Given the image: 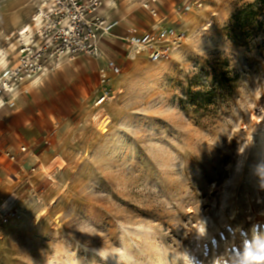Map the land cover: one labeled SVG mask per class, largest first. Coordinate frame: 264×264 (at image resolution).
<instances>
[{
    "label": "rangeland",
    "instance_id": "1",
    "mask_svg": "<svg viewBox=\"0 0 264 264\" xmlns=\"http://www.w3.org/2000/svg\"><path fill=\"white\" fill-rule=\"evenodd\" d=\"M41 1L0 0V62H17ZM144 1H104L101 15L117 25L98 75L87 73L91 90L68 97L46 158L0 200V264H264L245 259L264 255L260 1L201 0L170 14L156 0L157 20ZM154 24L186 35L156 63L125 40ZM81 57L98 61L81 55L56 72ZM107 60L121 72L96 107Z\"/></svg>",
    "mask_w": 264,
    "mask_h": 264
},
{
    "label": "built area",
    "instance_id": "2",
    "mask_svg": "<svg viewBox=\"0 0 264 264\" xmlns=\"http://www.w3.org/2000/svg\"><path fill=\"white\" fill-rule=\"evenodd\" d=\"M105 0H42L32 17L39 26L35 33L24 29L18 59L14 65L7 63L0 68L1 106L13 107L27 85L38 77L57 70L63 63L74 61L78 56H92L103 60L102 40L113 32L117 23L104 18L100 11ZM156 0H146L142 6L157 20L159 13ZM185 32L171 25L154 24L150 31H132L125 39L135 56L143 55L150 62L169 60L172 52L185 40ZM121 72L113 61H103L99 70L100 84L104 86L95 102L102 106L110 97L107 85L111 77ZM27 148H22L25 152ZM14 215V214H13Z\"/></svg>",
    "mask_w": 264,
    "mask_h": 264
},
{
    "label": "crops",
    "instance_id": "3",
    "mask_svg": "<svg viewBox=\"0 0 264 264\" xmlns=\"http://www.w3.org/2000/svg\"><path fill=\"white\" fill-rule=\"evenodd\" d=\"M157 1L162 6V13L172 14L201 0ZM99 65L100 61L95 65L89 59L78 58L72 73L54 71L27 85L28 92L22 93L13 107L1 106L0 101V200L12 195L11 181L24 173L29 174L34 165L46 158L44 145L60 125V119H66L60 113L68 111V97L76 94L83 99L86 96L91 90L87 73L90 71L95 75L96 71L98 75ZM24 147L27 149L22 152ZM39 169L33 170L32 175L38 176Z\"/></svg>",
    "mask_w": 264,
    "mask_h": 264
},
{
    "label": "trees",
    "instance_id": "4",
    "mask_svg": "<svg viewBox=\"0 0 264 264\" xmlns=\"http://www.w3.org/2000/svg\"><path fill=\"white\" fill-rule=\"evenodd\" d=\"M259 1H260L261 6H262V8H260V10H264V0H259ZM252 13L254 14V12H252ZM204 98H208L207 103H209V104H213L216 101V96L213 94V92H210L209 94L205 95Z\"/></svg>",
    "mask_w": 264,
    "mask_h": 264
},
{
    "label": "clouds",
    "instance_id": "5",
    "mask_svg": "<svg viewBox=\"0 0 264 264\" xmlns=\"http://www.w3.org/2000/svg\"><path fill=\"white\" fill-rule=\"evenodd\" d=\"M262 248H264V247H262ZM245 259L261 261V260H264V255H261V254L253 255L250 251H248L245 253Z\"/></svg>",
    "mask_w": 264,
    "mask_h": 264
},
{
    "label": "bare ground",
    "instance_id": "6",
    "mask_svg": "<svg viewBox=\"0 0 264 264\" xmlns=\"http://www.w3.org/2000/svg\"><path fill=\"white\" fill-rule=\"evenodd\" d=\"M6 65V60L3 58L1 59L0 66H5ZM64 163V162H63Z\"/></svg>",
    "mask_w": 264,
    "mask_h": 264
}]
</instances>
